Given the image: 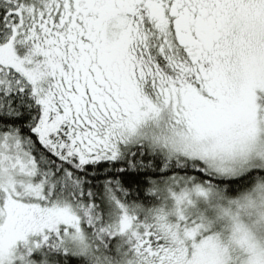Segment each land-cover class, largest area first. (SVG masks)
<instances>
[{"label":"snow or ice","instance_id":"6c2138e0","mask_svg":"<svg viewBox=\"0 0 264 264\" xmlns=\"http://www.w3.org/2000/svg\"><path fill=\"white\" fill-rule=\"evenodd\" d=\"M148 122L180 166L100 224L49 163L143 185ZM0 264H264V0H0Z\"/></svg>","mask_w":264,"mask_h":264},{"label":"trees","instance_id":"16d2710c","mask_svg":"<svg viewBox=\"0 0 264 264\" xmlns=\"http://www.w3.org/2000/svg\"><path fill=\"white\" fill-rule=\"evenodd\" d=\"M146 144L140 142L128 147L121 146L124 158L135 156L137 160H141L145 156L148 157L146 166L131 169L149 173L141 177L145 181L143 185L129 186L123 182L121 177L109 176V172L119 173L126 170L122 163L115 161H101L98 164L103 166L93 164L91 168L84 169L71 161L61 164L53 160L49 163V171L53 173L60 190L67 194L65 198L75 195L81 205H92L91 211L99 217L98 223H111L118 218L121 211L113 197L128 205L140 204L150 207L157 204L160 201L152 191V183L154 181L167 182L172 174L165 176L164 172L171 166H180L178 163L174 164L166 154L152 149L149 143ZM151 173H156V175L152 176ZM122 240L123 238L119 235L107 237L99 250L104 255L112 257L115 262L120 259L121 252L127 248Z\"/></svg>","mask_w":264,"mask_h":264},{"label":"rangeland","instance_id":"374dc122","mask_svg":"<svg viewBox=\"0 0 264 264\" xmlns=\"http://www.w3.org/2000/svg\"><path fill=\"white\" fill-rule=\"evenodd\" d=\"M140 131L144 133L143 136L133 138V140H131L129 143L123 144V145L128 147V146L136 144V143H140V142L144 143L145 142L147 144L149 143V147H151L152 149H156L157 151L166 154L163 150H161L159 148H154L151 144L150 137H151L152 132L155 131V128L151 122H148L147 124L143 125L141 127ZM194 199H195V203L189 209L193 214H196L198 212H204V213L208 214L209 216L212 215V209L209 207L208 202H206L205 200H203L201 198H194ZM169 204H171V201H169ZM119 260H116V261H119Z\"/></svg>","mask_w":264,"mask_h":264}]
</instances>
